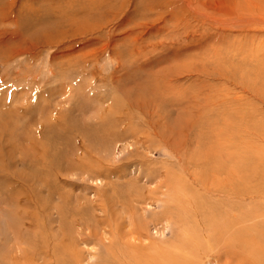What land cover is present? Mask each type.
I'll return each mask as SVG.
<instances>
[{
	"label": "rangeland",
	"instance_id": "374dc122",
	"mask_svg": "<svg viewBox=\"0 0 264 264\" xmlns=\"http://www.w3.org/2000/svg\"><path fill=\"white\" fill-rule=\"evenodd\" d=\"M111 184L119 233L99 222ZM219 212L239 215L234 253L207 226ZM62 223L78 264L139 241L175 242L180 264H264V0H0V262L52 264L30 241L53 247Z\"/></svg>",
	"mask_w": 264,
	"mask_h": 264
},
{
	"label": "bare ground",
	"instance_id": "6f19581e",
	"mask_svg": "<svg viewBox=\"0 0 264 264\" xmlns=\"http://www.w3.org/2000/svg\"><path fill=\"white\" fill-rule=\"evenodd\" d=\"M113 126V125H112ZM108 129V133H110L111 135H113V136H115L114 134H113V132L112 131H109L110 129H109V127L107 128ZM113 130H114V127L112 128ZM127 129V128H126ZM105 131H107V130H105L104 129V132ZM106 133V132H105ZM120 140V139H119ZM236 166H234V168H235ZM69 169H75V168H77V169H79V170H81L80 172H82V170H93V166H91L90 165V163L87 161V160H82V161H80V163H79V165H77V166H69L68 167ZM90 172V171H89ZM91 173V172H90ZM94 173V172H93ZM97 173V172H96ZM86 174V173H85ZM88 174V173H87ZM95 174V173H94ZM160 175V172L158 171V173H157V176H159ZM96 176V175H95ZM173 177H174V175H173ZM139 178H141V177H139ZM135 179V178H134ZM150 179H152L151 178V176L150 175H148V177H147V180L148 181H150ZM175 180H173V178H171V176L170 175H168L167 174V176H166V179H165V181H163V182H159L160 184L157 186V188L158 187H166L167 188V190L169 191L168 192V194H167V196H168V199L164 202V204L165 203H167L168 205H170V206H168L169 207V209H171V208H174V207H172V205H175V202L177 203V187L175 186L176 185V183L174 182ZM177 181V180H176ZM111 186H112V193L111 194H105L104 193V195H106V196H104L103 198H104V202H105V204L104 205H102V206H100L101 204H99L98 206H99V208L102 210V212L104 213V218H102L99 222H101V223H105L106 224V226H110V227H112V226H114V228L113 229H111V232H112V230L113 231H115L116 233H119V229H120V227H119V223H118V220L117 219H115V217L114 216H116V215H114L115 214V210H116V208L118 207V206H122L124 203H123V198H121V197H123L124 195H125V193H124V195L118 190V189H116L115 188V186H113V184H111ZM179 186V185H178ZM127 189H129V188H127ZM109 191V190H108ZM137 191V190H136ZM156 191V190H155ZM17 193V195H19L20 197L21 196H23V197H18V196H16L15 195V198H11V194H10V196L8 197L7 196V198H9L10 200H12V199H14V200H12L13 201V203H14V205L16 206V207H19V209H20V205H25V206H27L28 205V203H30V201L28 202V200H27V197H25V192H19V190H17L16 191ZM106 192V191H105ZM150 192V191H149ZM110 193V192H109ZM128 193H130V190L128 191ZM137 200L138 201H141V200H147L148 198H146V195L145 194H142L141 192H139V191H137ZM22 194V195H21ZM150 194V193H149ZM163 194V193H162ZM164 194H166V193H164ZM152 196V195H151ZM149 197V196H148ZM146 198V199H145ZM160 199V198H159ZM6 200V199H5ZM10 200H6L7 202H9ZM157 200H158V198H157ZM102 201V200H101ZM144 201V202H145ZM155 201V200H154ZM159 201V200H158ZM162 201V200H161ZM160 201V202H161ZM11 202V201H10ZM9 202V203H10ZM103 202V201H102ZM103 202V203H104ZM16 203V204H15ZM166 205V204H165ZM187 206V205H186ZM23 208V207H22ZM119 208V207H118ZM168 208H165V210H167ZM185 209V208H184ZM195 209V208H194ZM199 209V208H198ZM211 209V208H210ZM209 209V210H210ZM222 209V208H221ZM18 209H16L15 211H14V214H12V216H15V218H14V222L15 221H17V220H19V219H21V218H23V216H24V214H22V213H19V211H17ZM163 210V209H162ZM161 210V211H162ZM176 210V209H175ZM22 211H23V209H22ZM62 211V210H61ZM108 211V212H107ZM174 211V210H173ZM172 211V212H173ZM182 211V210H181ZM186 211V210H185ZM190 211V210H189ZM199 211V210H198ZM214 211V210H213ZM213 211H212V209L210 210V213L212 212L213 213ZM227 211V210H226ZM20 212H21V210H20ZM24 212V211H23ZM57 212H58V210H57ZM89 212V209H87L86 207L84 208H81V207H79V208H77L73 213L74 214H72V217L73 216H75V217H77V215L78 216H80V218H84V216L86 215H91L90 213H88ZM188 212V211H187ZM195 212H196V209H195ZM58 213H60V212H58ZM185 213V212H184ZM189 213H191V212H189ZM61 214H63V212L61 213ZM60 214V215H61ZM204 214V213H203ZM214 214V213H213ZM169 215V214H168ZM200 215H201V213H200ZM205 215H207V214H205ZM204 215V216H205ZM215 215V214H214ZM230 215V214H229ZM93 215H91V217H92ZM192 216V215H191ZM197 216H198V214H197ZM239 216V215H238ZM238 216H232V219H230L228 216H227V214H226V212L224 213V214H222V212H219V213H216V216H214L213 217V219H215V220H211V219H209V220H207L208 221V228H210L209 230H210V233H211V236L215 239V241L216 242H222L223 243V247L225 246V248H224V251H225V253H230V252H232V253H234V250H237V248H238V246L239 245H241V235H242V233H241V230L239 229V223H240V218L238 217ZM61 217H62V215H61ZM60 217V218H61ZM152 217V216H151ZM159 217V216H158ZM157 217V218H158ZM212 217V216H211ZM59 218V217H58ZM79 218V217H78ZM157 218L156 217H152L151 219H150V222H152V223H154V222H159V220H160V217H159V220H157ZM165 218H168L167 217V213H164L163 212V214H162V220L164 219L165 220ZM208 218H210L209 216H208ZM12 219V218H11ZM10 219V220H11ZM17 219V220H16ZM62 219H63V217H62ZM61 219V220H62ZM199 219V218H198ZM21 220H23V219H21ZM60 220V221H61ZM145 220V219H144ZM143 219H141L140 218V220H139V218L138 219H136L134 222V224L136 225V228H133L132 227V229H130L128 232H127V234L126 233H124L123 234V236H126V235H128V234H134V235H136V237H134L133 238V241H136V240H139L140 238H142L143 237V232H145L144 230L146 229L145 228V225H144V223H143V221H144ZM176 220V219H175ZM205 221V220H204ZM133 222V221H132ZM36 223V222H35ZM12 224V223H11ZM63 224V223H62ZM59 224V230H60V233H59V235L57 236V235H55L54 237V239L52 240L53 242H56V240L57 241H59V243H53L52 245H53V247L51 246V248H50V244L48 245V239L46 240L45 238H43L44 239V242L46 243V245H45V243H43L42 241L41 242H39L41 245L40 246H38L39 244H37L36 243V241H35V243H33L32 241H30L32 244H30V245H33V247L35 248V249H38V250H40L41 251V253L40 254H42V253H44L45 254V252H47L46 254H47V256H50V257H52V264H78V262H79V260H78V258H77V256L76 255H74V251H72V247L71 246H67V244H65V243H62V241H63V238L65 237L64 236V229H65V225L63 224ZM113 224V225H112ZM133 224V225H134ZM23 225V224H22ZM134 225V226H135ZM153 225V224H152ZM203 225H205V224H203ZM203 225H201V226H203ZM12 226V225H11ZM31 226L33 227L34 225L32 224V223H28L27 224V227H30L31 228ZM195 226V225H194ZM36 227V226H35ZM138 227V228H137ZM196 227V226H195ZM186 228H187V226L184 228L185 230H183L182 232V235L183 236H185V234H186ZM28 230H29V228H27ZM37 230V229H36ZM197 230H198V228H197ZM16 232V234H19L17 231H15ZM59 232V231H58ZM173 231L171 230V235L173 236V235H175V234H173L172 233ZM192 232V231H191ZM34 233H35V231H34ZM190 233V232H189ZM205 234V233H204ZM203 234V235H204ZM20 235H22V233L21 234H19V235H17L19 238L21 237ZM25 235V234H24ZM206 235V234H205ZM29 236V235H28ZM32 236V235H31ZM17 237V238H18ZM43 237V236H42ZM51 237V236H50ZM145 237H146V235H145ZM144 237V238H145ZM149 237V236H148ZM178 237V236H177ZM204 237H206V236H204ZM16 238V237H15ZM123 238V237H122ZM143 238V240H145ZM184 238V237H183ZM28 239H30V237L28 238H26V242H27V240ZM41 239V238H40ZM42 239V240H43ZM189 239V237L187 238V240ZM119 240H121V239H119ZM176 241H177V238L175 239ZM180 240V239H179ZM182 241H187V240H185V239H181ZM254 240V239H253ZM24 241H25V239H24ZM29 241V240H28ZM50 241V240H49ZM181 241V242H182ZM21 242V241H20ZM180 242V241H179ZM50 243V242H49ZM62 243V244H61ZM139 243L140 244H138V245H136V244H134V243H132V242H127V243H123L124 244V246L125 247H127V253H128V260L127 261H122L121 259H119L118 258V254L119 255H121L122 257H124V252H122V251H120V253L118 252L117 253V250H119L120 249V243H118V242H114V244H113V246L112 245H109V248H107V249H105L104 250V252L102 253V258H101V261H100V263H102V264H180V262L178 261V259H179V257L180 256H178L179 255V250L180 251H186L185 249L183 250V249H177V247L178 246H175V245H173L174 243H173V241L169 244H165L164 245V247H160V245H158L157 243H155L154 244V242L153 243H150V244H142L140 241H139ZM160 243H162V242H160ZM164 244V243H163ZM184 244V243H183ZM188 244V243H187ZM193 244V243H192ZM221 244V243H220ZM185 245H186V243H185ZM222 245V244H221ZM187 246V245H186ZM28 247V246H27ZM42 247H45V252H43L42 250H41V248ZM182 247V246H181ZM180 247V248H181ZM185 247V246H184ZM31 249V248H30ZM33 249V248H32ZM187 249H189V247L187 248ZM241 249V248H240ZM116 250V251H115ZM167 252H166V251ZM178 250V251H177ZM30 251V250H29ZM177 251V252H176ZM34 252V251H33ZM37 252V251H36ZM181 252V253H182ZM23 253V252H22ZM66 253L68 254V260H69V263L68 262H66L67 260V257H66ZM21 254V253H20ZM32 254V253H31ZM45 254V255H46ZM16 255V254H15ZM37 255V254H36ZM36 255H25V256H20L21 258H17V257H8L7 259H6V264H37L35 261V258L36 257H34V256H36ZM44 255V256H45ZM74 255V256H73ZM41 256V255H40ZM43 256V255H42ZM44 256H43V258H44ZM41 259H43L42 257H40ZM50 259V258H49ZM181 260V259H180ZM1 261H3V260H1ZM184 261V260H183ZM99 263V262H98ZM182 263V262H181ZM0 264H3V263H1L0 262ZM4 264H5V262H4ZM43 264H51V263H48V262H46V261H44V263ZM97 264V263H96Z\"/></svg>",
	"mask_w": 264,
	"mask_h": 264
}]
</instances>
